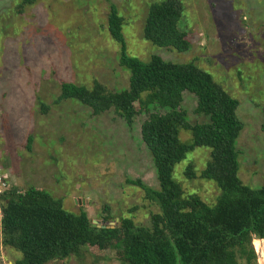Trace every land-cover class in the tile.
<instances>
[{"label":"rangeland","instance_id":"rangeland-1","mask_svg":"<svg viewBox=\"0 0 264 264\" xmlns=\"http://www.w3.org/2000/svg\"><path fill=\"white\" fill-rule=\"evenodd\" d=\"M27 1L0 0V164L10 188L48 190L63 200L66 210L84 209L98 225L117 226L122 217L150 225L151 215L159 211L140 187L126 182L141 179L159 187L141 135L148 114L139 113L129 127L113 108L95 113L78 99L57 101L64 81L89 89L96 84L112 91L128 87L129 71L121 67L120 45L108 29L112 4L124 19L130 55L194 62L240 101L239 176L245 184L264 185V0H180V28L190 42L186 51L158 47L143 37L148 8L161 0ZM196 104L195 95L186 91L183 107L192 123L204 120L195 112ZM190 136L181 133L183 140ZM209 159L210 148L197 147L174 175L186 193L212 205L220 191L215 182L200 177ZM191 162L194 179L184 175ZM253 239L252 245L262 248L256 255L259 264L264 238ZM3 252L4 264L11 260L7 255L22 257L7 246ZM82 254L110 255L109 264H127L117 248L87 246L70 263H84L78 261ZM239 264L246 261L239 259Z\"/></svg>","mask_w":264,"mask_h":264},{"label":"trees","instance_id":"trees-1","mask_svg":"<svg viewBox=\"0 0 264 264\" xmlns=\"http://www.w3.org/2000/svg\"><path fill=\"white\" fill-rule=\"evenodd\" d=\"M182 16L180 0L151 3L143 37L158 47L186 51L190 42L180 28ZM123 28L124 19L112 4L108 29L120 45L121 67L129 71L128 87L112 91L96 84L89 89L64 81L57 101L78 99L95 113L113 108L129 127L139 113L148 114L141 135L159 187L141 179L126 182L140 187L159 211L151 215L150 225L122 217L119 225L102 228L92 225L84 209L66 210L63 200L48 190L12 187L0 194L2 245L21 252L16 264H48L80 255L85 246L100 251L117 248L127 264H239V259L257 264L252 244L255 235L264 238V185L245 184L239 176L237 143L244 128L240 101L194 62L173 63L158 54L144 61L130 55ZM186 91L195 95V112L204 120L190 121L183 107ZM182 132L190 133V139L183 140ZM197 147L210 148L200 177L215 182L220 191L212 205L198 194L186 193L174 175L176 166ZM184 175L197 177L192 162Z\"/></svg>","mask_w":264,"mask_h":264},{"label":"crops","instance_id":"crops-1","mask_svg":"<svg viewBox=\"0 0 264 264\" xmlns=\"http://www.w3.org/2000/svg\"><path fill=\"white\" fill-rule=\"evenodd\" d=\"M81 256H82L81 259L76 258V260L78 259V261H84V263H79V264H87V263H89V264H109L108 261H113L112 256H110V255L106 256V255H97L96 254L95 256H92L89 254H86V255L82 254ZM7 257L11 258V260H8L6 264H16L18 259L15 256H14L15 257L14 258L12 256L7 255V256H5V259ZM71 260H73V256L68 257L66 259H62V260H59V259L53 260L52 263H54V264H71L70 263Z\"/></svg>","mask_w":264,"mask_h":264},{"label":"built area","instance_id":"built-area-1","mask_svg":"<svg viewBox=\"0 0 264 264\" xmlns=\"http://www.w3.org/2000/svg\"><path fill=\"white\" fill-rule=\"evenodd\" d=\"M9 188H10V185L8 183V176H7L4 168L0 164V194L4 193ZM261 249H260V251H262ZM260 251L257 250V253ZM258 257H259V255H258ZM258 262H259V264H264V254L262 256H260ZM0 264H4V252H3V245L1 243V240H0Z\"/></svg>","mask_w":264,"mask_h":264},{"label":"water","instance_id":"water-1","mask_svg":"<svg viewBox=\"0 0 264 264\" xmlns=\"http://www.w3.org/2000/svg\"><path fill=\"white\" fill-rule=\"evenodd\" d=\"M1 215H3V213L1 212ZM92 225L93 226H98V227H102V228H104V227H111V228H113L114 227V225H102V224H95V223H92Z\"/></svg>","mask_w":264,"mask_h":264}]
</instances>
